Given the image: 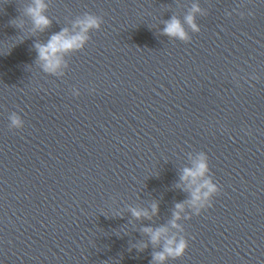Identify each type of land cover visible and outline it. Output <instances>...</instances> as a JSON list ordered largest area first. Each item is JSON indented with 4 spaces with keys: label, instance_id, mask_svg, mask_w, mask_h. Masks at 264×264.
Wrapping results in <instances>:
<instances>
[{
    "label": "clouds",
    "instance_id": "clouds-1",
    "mask_svg": "<svg viewBox=\"0 0 264 264\" xmlns=\"http://www.w3.org/2000/svg\"><path fill=\"white\" fill-rule=\"evenodd\" d=\"M48 4L46 0H31L24 8V16L31 19L33 31L44 32L51 26V20L46 15ZM200 9L198 5H193L191 13L185 17V22L192 28L193 31H198L195 24L196 12ZM11 23L15 27L22 26V20H12ZM103 24L101 16L84 13L74 21L73 28L75 31H70L68 28H63L59 32L54 33L45 43L37 42L33 45L37 54V63L41 70L49 75H62L63 69L67 67L65 57L70 53L78 52L84 49L85 45L90 40V32L100 30ZM162 34L171 38H176L181 41H187L189 36L185 31L183 23L180 19L173 16L171 19L164 22ZM78 96L79 93L75 92ZM10 127L12 129H21L24 125L21 117L13 112L9 116ZM180 182L176 187H181L182 184L187 185L189 191V199L184 202L175 204V209L172 213V219L167 225L159 227L145 226L143 232L149 238V243L153 246H160V250L152 253L150 264H166V261L182 257L188 248V240L184 235H169V225L178 232H183V226L179 223L181 213L185 210V204H189L195 215H200L203 210L212 207L213 197L218 195L220 187L215 183L210 175L208 156L201 152L197 154L192 162L191 167H185L180 176ZM131 214L136 219L148 218L154 216L159 211L158 203L151 205V212L147 209L130 208ZM190 219V217H185ZM137 251H143L148 247V243L141 242L136 246Z\"/></svg>",
    "mask_w": 264,
    "mask_h": 264
}]
</instances>
